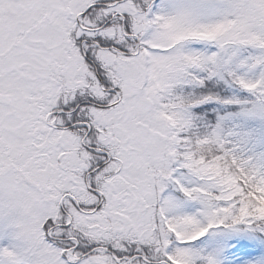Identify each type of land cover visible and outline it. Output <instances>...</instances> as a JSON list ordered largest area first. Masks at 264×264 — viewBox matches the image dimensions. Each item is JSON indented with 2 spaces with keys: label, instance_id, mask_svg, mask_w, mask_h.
Returning a JSON list of instances; mask_svg holds the SVG:
<instances>
[{
  "label": "snow or ice",
  "instance_id": "6c2138e0",
  "mask_svg": "<svg viewBox=\"0 0 264 264\" xmlns=\"http://www.w3.org/2000/svg\"><path fill=\"white\" fill-rule=\"evenodd\" d=\"M0 264H264V0H0Z\"/></svg>",
  "mask_w": 264,
  "mask_h": 264
}]
</instances>
